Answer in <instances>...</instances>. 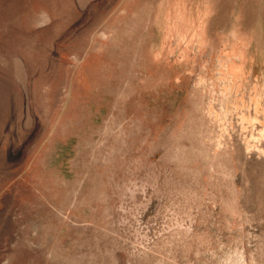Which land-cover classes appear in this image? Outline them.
<instances>
[{
	"label": "rangeland",
	"instance_id": "obj_1",
	"mask_svg": "<svg viewBox=\"0 0 264 264\" xmlns=\"http://www.w3.org/2000/svg\"><path fill=\"white\" fill-rule=\"evenodd\" d=\"M0 264H264V0H0Z\"/></svg>",
	"mask_w": 264,
	"mask_h": 264
}]
</instances>
